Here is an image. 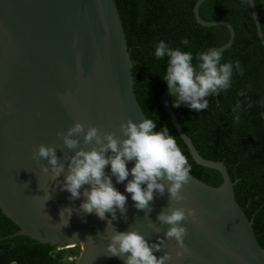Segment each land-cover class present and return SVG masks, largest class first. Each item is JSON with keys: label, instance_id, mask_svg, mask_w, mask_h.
Masks as SVG:
<instances>
[{"label": "water", "instance_id": "95a60500", "mask_svg": "<svg viewBox=\"0 0 264 264\" xmlns=\"http://www.w3.org/2000/svg\"><path fill=\"white\" fill-rule=\"evenodd\" d=\"M203 1H196L194 19L204 27L228 29V41L212 47L223 52L233 43L234 30L226 21L202 20L198 9ZM246 2L264 47L256 6L253 0ZM175 98L166 88L159 100L163 111L192 160L218 171L222 184L212 187L190 174L182 186L185 199L180 204H172L167 192L154 194L152 211L146 214L135 209L130 194L124 192L131 177L119 184L113 177V186L127 198V221L117 211L113 227L117 231L134 228L155 243L168 227L157 221L160 211L170 204L184 206L195 211L197 222H182L189 250L183 264H264L253 218L248 219L235 200L238 179L231 180L223 162L204 159L197 152L171 107L170 100ZM144 118L134 94L132 62L114 0H0V210L18 227L7 238L27 236L58 250L78 245L81 250L75 264H123L105 251L111 233L105 229L108 214L106 220L94 213L82 220L75 210L83 197L69 200V193L60 190L64 174L54 178L42 172L46 160H34L33 153L40 144L57 145L56 155L66 166L65 157L75 150L65 148L57 133L79 122L122 139L121 123ZM77 138L78 147L94 146L83 145V134ZM132 166L133 162H127L126 167ZM105 172L109 173L108 166ZM64 207L74 210L67 226L59 222V210ZM176 247L174 240L165 239L155 255L167 251L175 261Z\"/></svg>", "mask_w": 264, "mask_h": 264}, {"label": "trees", "instance_id": "16d2710c", "mask_svg": "<svg viewBox=\"0 0 264 264\" xmlns=\"http://www.w3.org/2000/svg\"><path fill=\"white\" fill-rule=\"evenodd\" d=\"M132 62L133 88L146 118H158L157 128L167 126L191 165V175L212 186L222 184L220 173L197 165L160 105L166 84L160 79L166 59L154 57L155 45L163 39L173 48L200 50L220 47L229 39L226 27H204L196 23L193 7L197 0H114ZM264 26V0H253ZM204 21H226L234 30L231 46L222 60H239L243 75L233 72L231 87L208 97L207 109L200 112L187 106L172 109L197 152L204 158L221 161L234 185L235 200L248 219L253 218L256 240L264 249V47L258 40L246 0H205L198 9ZM264 35V32H262ZM184 37L189 45L180 44ZM243 92L244 95H238ZM170 100V104H171ZM237 109L239 121L232 109ZM18 227L0 210V264H75L79 246L58 250L27 236L7 238Z\"/></svg>", "mask_w": 264, "mask_h": 264}, {"label": "clouds", "instance_id": "9594fccd", "mask_svg": "<svg viewBox=\"0 0 264 264\" xmlns=\"http://www.w3.org/2000/svg\"><path fill=\"white\" fill-rule=\"evenodd\" d=\"M260 31L264 32V26L260 27ZM180 44L189 45V39L182 38ZM154 57L157 60L167 58L166 68L160 79L165 82L169 92L175 94L176 98L171 101L173 108L183 105L196 112L205 110L209 100L204 97L228 90L234 71L243 75L240 61L222 63V53L216 48L197 51L194 64L191 50L173 48L168 42L160 39L155 45ZM238 95L242 96L244 93L240 92ZM239 107L238 101L232 109L236 113V121H239ZM261 118H264V113H261ZM157 122L158 118H144L138 123L126 120L119 125L122 139L113 133L101 132L95 126L85 128L76 122L65 133H57L65 148L75 150L72 155L65 157L66 166L56 155L57 145L40 144L33 153L34 160H46V164L41 166L42 172L51 173L54 178L64 174L60 190L69 193V200L83 197L75 210L82 220L86 215L93 213L98 219L106 220L105 214H108L110 219H107L105 229H111V233L107 237L105 251L108 256L121 259L123 264H183V257L189 250L184 243L188 233L182 222H197L192 208L174 207L170 204L156 217L159 224L168 227L163 238L158 236L155 243L149 242L134 228L117 231L113 227V221L118 218L117 211L120 218L127 221V198L113 186V177L117 184L131 177L124 184V192L130 194V199L134 202L133 207L144 210L146 214L152 211L149 205L154 194L163 196L167 192L168 200L172 204H180L185 199L181 189L188 182L191 165L167 126L162 125L159 130H155ZM79 134H83V145L94 146L88 150L83 146L78 147ZM129 161L133 162L130 169L126 167ZM105 166L109 167L107 174ZM84 185L88 187L83 188ZM49 198L50 195L44 204ZM73 211L68 207L59 210V222H62V226H67ZM65 214L66 220L63 219ZM48 218L51 219L49 216ZM149 227H152L151 223ZM165 239L174 240L176 243L175 261L167 251L159 256L155 255L161 251ZM11 264L17 262L12 260Z\"/></svg>", "mask_w": 264, "mask_h": 264}, {"label": "rangeland", "instance_id": "374dc122", "mask_svg": "<svg viewBox=\"0 0 264 264\" xmlns=\"http://www.w3.org/2000/svg\"><path fill=\"white\" fill-rule=\"evenodd\" d=\"M72 248V247H71ZM65 249V248H64ZM80 250H81V248H80V246H79V253H80ZM78 258V257H77ZM77 258H76V260H77Z\"/></svg>", "mask_w": 264, "mask_h": 264}]
</instances>
